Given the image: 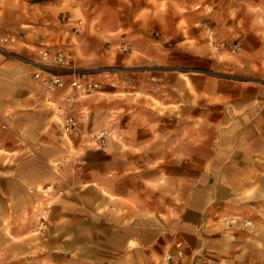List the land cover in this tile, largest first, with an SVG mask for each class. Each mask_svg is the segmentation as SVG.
Returning <instances> with one entry per match:
<instances>
[{
    "label": "crops",
    "instance_id": "1",
    "mask_svg": "<svg viewBox=\"0 0 264 264\" xmlns=\"http://www.w3.org/2000/svg\"><path fill=\"white\" fill-rule=\"evenodd\" d=\"M79 7L15 48H64L101 82L69 108L71 87L47 92L0 50V264H264V0Z\"/></svg>",
    "mask_w": 264,
    "mask_h": 264
},
{
    "label": "built area",
    "instance_id": "2",
    "mask_svg": "<svg viewBox=\"0 0 264 264\" xmlns=\"http://www.w3.org/2000/svg\"><path fill=\"white\" fill-rule=\"evenodd\" d=\"M206 31L210 37L214 38L212 42L215 45L223 47L225 45L224 40H220L215 36V30L212 25L205 24ZM15 35L7 36L3 38L4 41H14ZM124 49L128 48L127 45L122 46ZM238 49L236 43L231 44L230 50L235 52ZM3 51L12 54L10 50L2 48ZM23 61H28L34 66L33 77L41 83L43 88L53 93L67 87H71L72 91L65 96L66 108H69L76 98L84 97L91 93L97 92L101 88V82L92 77L91 75L81 74L74 65V56L71 51L64 48L50 49L49 47H40L37 51V57L27 58L20 57ZM68 77V79L66 78ZM78 119L70 113L63 112L61 118V127L63 133L66 135H73L78 132ZM108 132L106 129H102L92 135L94 142L103 146L106 143ZM47 190H50V186H46ZM48 209L43 207L40 209V213L36 219V229L41 233L48 224L47 219ZM250 221H246V224H250Z\"/></svg>",
    "mask_w": 264,
    "mask_h": 264
},
{
    "label": "rangeland",
    "instance_id": "3",
    "mask_svg": "<svg viewBox=\"0 0 264 264\" xmlns=\"http://www.w3.org/2000/svg\"><path fill=\"white\" fill-rule=\"evenodd\" d=\"M79 8V0H0V36L16 34L14 41H7L8 43L4 44H1L0 42V50H2V48L10 50L12 54L16 55L15 57L18 59H20V57H27L15 49L25 45L23 44L24 41L30 40L29 36L25 35L26 33H24L26 29L31 28L32 32L36 34L42 31H48L52 25H55L53 22L55 19H59L60 22L66 21L69 14L75 17L73 19L78 18ZM205 22L209 25H212L211 22H208L207 20ZM206 23H204L205 31ZM55 36L60 37V35ZM207 36L212 42L214 38L210 37L208 33ZM32 37H35L34 34ZM54 38L55 37L53 35L51 39ZM212 43L215 45L214 42ZM40 44L41 43L36 44L35 46H39ZM122 46L123 45H121V48L123 50L129 49H124ZM230 46L231 44H227V42H225L223 47H218L227 48L230 52H232L230 50ZM110 67H112V71L115 72L117 71L118 67L120 68V66L115 64L113 66H109L108 68ZM105 70V67H97L94 69V73L97 75V78H100L99 74L105 73ZM38 213H40V210H38L36 213V219ZM240 219L244 226L254 228V221L246 217H242ZM246 221H250L251 223L246 224Z\"/></svg>",
    "mask_w": 264,
    "mask_h": 264
}]
</instances>
